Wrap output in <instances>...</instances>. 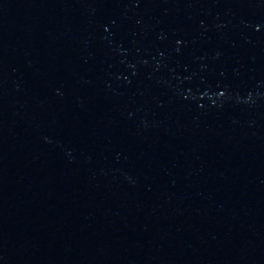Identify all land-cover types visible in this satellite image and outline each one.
<instances>
[{"label": "water", "instance_id": "95a60500", "mask_svg": "<svg viewBox=\"0 0 264 264\" xmlns=\"http://www.w3.org/2000/svg\"><path fill=\"white\" fill-rule=\"evenodd\" d=\"M0 264H264V0H0Z\"/></svg>", "mask_w": 264, "mask_h": 264}]
</instances>
